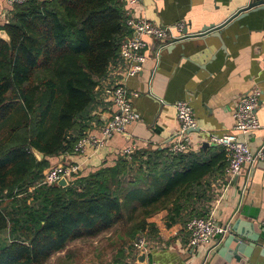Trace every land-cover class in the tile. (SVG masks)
Masks as SVG:
<instances>
[{
    "label": "trees",
    "instance_id": "obj_1",
    "mask_svg": "<svg viewBox=\"0 0 264 264\" xmlns=\"http://www.w3.org/2000/svg\"><path fill=\"white\" fill-rule=\"evenodd\" d=\"M0 25V264H46L77 240L116 224L143 231L166 210L174 222L224 155L135 151L67 187L40 184L48 159L71 153L83 136L96 88L128 33L119 0H27ZM81 126L78 134L74 132ZM43 154L37 161L32 150ZM129 176H132L130 180Z\"/></svg>",
    "mask_w": 264,
    "mask_h": 264
},
{
    "label": "crops",
    "instance_id": "obj_2",
    "mask_svg": "<svg viewBox=\"0 0 264 264\" xmlns=\"http://www.w3.org/2000/svg\"><path fill=\"white\" fill-rule=\"evenodd\" d=\"M247 4V0H141L135 5L123 4L125 18L140 17L160 26L182 23L183 30L175 35L186 37L167 46L146 38L145 61L135 77L126 76L128 65L118 56L96 88L95 101L85 114L83 134L97 135L115 114L107 91L119 84L136 94L131 99L135 120L124 134L114 135L102 148L90 149L85 155L69 152L59 155L62 158H50L49 167L62 162L85 176L100 167L113 166L127 148L132 153L166 151L180 128L173 108L176 101L190 104L199 129L189 133L186 153L200 162L224 155L220 147L208 144L203 149L202 143L208 134L233 131L234 102L253 88L261 90L256 110L260 128L248 137L251 150H256L264 139V5L244 10ZM10 11L0 0V25L11 17ZM127 31L125 37L131 36ZM227 164L224 156L214 172L194 185L196 199L174 222L162 210L147 218L146 228L139 233L128 234V223L121 222L95 237L71 242L64 250L73 243L89 241L80 242L67 253L68 257L75 255L78 264H136L141 252L146 253L147 263L239 264L231 254L235 243L224 247L229 223L238 221L242 229L249 230L245 235L255 237L258 247L252 249V241L242 238L244 251L238 256L250 264H264V160L244 166L231 180L223 173ZM211 213L217 225L229 224L226 234L214 244L190 246L186 221ZM138 234L145 237L146 246L134 252L130 244Z\"/></svg>",
    "mask_w": 264,
    "mask_h": 264
},
{
    "label": "built area",
    "instance_id": "obj_3",
    "mask_svg": "<svg viewBox=\"0 0 264 264\" xmlns=\"http://www.w3.org/2000/svg\"><path fill=\"white\" fill-rule=\"evenodd\" d=\"M6 6L12 9L14 6L22 5L27 0H3ZM122 4L135 5L141 0H119ZM127 29L131 36L124 37L119 51V57L127 63L126 76L135 77L145 61L143 49L147 43L145 39L163 42V46L177 42L186 35L176 36L184 28L182 23L171 26H160L152 24L140 17L128 16L125 20ZM115 114L103 124L97 135L85 134L81 136L73 147L72 153L85 155L88 150H98L114 135L125 133L126 127L135 120L131 103L135 93L128 91L124 85H116L107 91ZM261 90L253 88L248 93L239 97L233 105L232 116L234 119L233 131L221 135L208 134L206 142L215 147H220L228 161L223 173L227 180L233 179L239 174L244 166H251L258 160H264V139L256 150H251L248 137L260 128L256 116L259 105ZM176 118L179 122V130L176 131L166 145V152L170 156L186 153L189 144V130L196 129L197 123L192 113L190 104L186 101H176L173 104ZM132 154V149L127 148L123 155L127 158ZM76 167L62 162L46 169L40 180V184L53 185L61 177L70 180L71 175L76 172ZM219 200L222 195L219 196ZM229 225L221 227L216 224L211 214L192 217L186 221L184 229L188 234V243L192 247L214 244L218 237L224 236ZM264 227V220L262 221ZM146 239L138 234L131 242L130 247L134 252L144 249ZM146 264H161L151 262Z\"/></svg>",
    "mask_w": 264,
    "mask_h": 264
},
{
    "label": "water",
    "instance_id": "obj_4",
    "mask_svg": "<svg viewBox=\"0 0 264 264\" xmlns=\"http://www.w3.org/2000/svg\"><path fill=\"white\" fill-rule=\"evenodd\" d=\"M248 4L245 6L244 10L247 9H252L255 8L257 6H261L264 5V0H247ZM0 39L5 40L6 42H9V37L7 36L6 32L4 30H0ZM173 44V43H172ZM199 129H190L188 132H198ZM208 147V143L207 142H203L202 143V148H206ZM32 154L36 157L37 161H42L43 160V154L39 153L36 150H32ZM60 158H62V156H59ZM58 186L61 187H67L69 185V181L67 178L65 177H61L57 183ZM230 224V230H229V234L227 235L225 241H224V247H229L231 245V243H235L234 247L231 249L232 251V257H234L235 261L239 264H250L247 261H243L239 256L238 253H243L244 251V246H243V239L242 238H248L252 241V244L250 245V247L253 248H258L257 247V240L255 239V237L250 238L247 235H245L246 233L249 232L248 229H242V224L241 222L238 221H234ZM228 224V225H229ZM146 246V245H145ZM146 253L145 252H141L138 257H137V261L136 264H146Z\"/></svg>",
    "mask_w": 264,
    "mask_h": 264
},
{
    "label": "rangeland",
    "instance_id": "obj_5",
    "mask_svg": "<svg viewBox=\"0 0 264 264\" xmlns=\"http://www.w3.org/2000/svg\"><path fill=\"white\" fill-rule=\"evenodd\" d=\"M54 165V164H53ZM8 234L5 232L4 235L2 237H0V243L1 245H4L7 240H8ZM80 242H89V241H80ZM80 242L77 243H73L71 246H69V250L67 251H63L60 252L61 254L59 255H54V259L52 261H50L48 264H78L76 262L77 259H75V255H70V257H68L69 255L67 254L68 251H73L74 248H76L77 245H79ZM68 257V258H67ZM50 260V259H49Z\"/></svg>",
    "mask_w": 264,
    "mask_h": 264
}]
</instances>
